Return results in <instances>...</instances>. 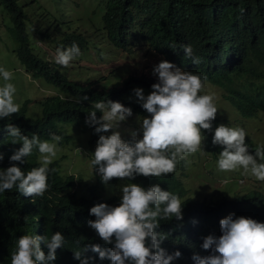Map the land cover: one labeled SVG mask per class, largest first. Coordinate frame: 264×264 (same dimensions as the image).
Segmentation results:
<instances>
[{"label": "clouds", "instance_id": "clouds-1", "mask_svg": "<svg viewBox=\"0 0 264 264\" xmlns=\"http://www.w3.org/2000/svg\"><path fill=\"white\" fill-rule=\"evenodd\" d=\"M21 10L27 17L24 3ZM26 17L22 26L30 35L33 25L27 29ZM145 17L143 14L137 20L139 26L130 36L135 47L144 50V54L154 52L150 41H156V49L169 47L174 26L165 20ZM253 19L247 8L244 12L238 7L224 8L225 29L206 40V46L227 60L244 56V49L261 35L260 31L249 41L242 39L248 21ZM205 21L195 18L187 28L203 26ZM98 30L108 37L107 31ZM73 33L85 38L86 48L82 50L73 43L62 49L56 43L50 60L55 61L54 68L59 73L85 83L90 89L76 99L81 103L78 115L87 119L88 127L82 133L75 132L82 134L75 149L91 166V176L84 178L76 173L73 163L70 164L71 157L66 165H61L63 156L56 154L63 136L53 135L42 141L38 135L30 134L29 138L3 119L18 113L23 105L27 110L40 111L46 98L64 95L58 86L19 67L31 79L42 78L43 85L49 84L56 90L37 98L29 94L32 90L14 85L12 72L0 67L5 81L0 86V132H8L12 138V142L6 139L0 145V193L31 202L19 209L29 208L34 214L38 207L36 199L50 188L62 186L60 182L70 181L69 175L73 174L67 195L73 199L58 206L57 218L65 209L81 227L76 228L70 219H64L61 228H36L34 235L29 232L19 238L16 248L11 238L4 245L7 264H50L62 252L81 264H91L94 259L95 264H264V216L248 213L250 201L264 203V140H255L245 122L259 112L264 113V109L256 110L250 118H241L245 128H239L237 118L241 111L226 97L246 87L259 91L264 79L250 71L234 77L231 83L216 84L202 71L187 68L176 59L154 52L161 58L155 66L146 58L142 60L136 51L121 48L127 55L138 56L132 63L139 70L102 83L96 78L81 80L69 71L78 58L87 56L88 43L82 31ZM229 42L238 54L234 59L227 57ZM114 51L111 48L107 54ZM183 52L193 64L201 62L191 45L183 46ZM15 87L20 91L15 93ZM114 87L119 89L110 90ZM14 94L20 96L16 101ZM212 94L226 100L230 117L217 114V109L222 111L223 107L214 102ZM208 137H213V144L221 145L223 151L209 153ZM34 149L38 151L28 159ZM199 156H208L203 161L204 171L197 169L195 158ZM27 167L30 171L25 173ZM189 178L196 181L194 186L188 185ZM229 183L234 186L226 187ZM196 188L199 190L193 193ZM211 200L219 203L213 206ZM174 227L176 233L183 235L181 241L194 240V249L171 236ZM66 230L77 232L82 241L73 235L68 238ZM65 242L82 244L84 250H74L73 254L67 245L62 247ZM42 243L48 248L47 254Z\"/></svg>", "mask_w": 264, "mask_h": 264}, {"label": "trees", "instance_id": "trees-1", "mask_svg": "<svg viewBox=\"0 0 264 264\" xmlns=\"http://www.w3.org/2000/svg\"><path fill=\"white\" fill-rule=\"evenodd\" d=\"M104 2L101 24L100 26L97 25L95 29L99 35L100 31L98 29H101L103 33L107 31V35L115 47L135 52L134 47L136 44H133L130 36L134 35V28L139 26L137 20L144 14L147 19L165 20L168 24L174 26V38L169 47L156 49V41L148 43L151 48H155L153 51L157 54L176 59L187 68L202 71L209 80L216 84L231 83L234 77L244 75L250 71H254L258 78L262 77L264 79V0H105ZM0 4L10 15L11 24L8 25V32L15 41L11 50L15 53L19 65L23 67L25 72L30 71L36 77H42L45 81L55 83L64 94L63 96L56 95L46 98L41 102L40 111L27 110L23 105L18 113L3 119L9 124L19 127L22 134L29 138H31L30 134L38 135L42 141L51 139L53 135L63 136L62 140L58 142L59 146H63L70 141H73L76 146L80 143L82 134L78 136L75 132L82 133L88 127L87 119L78 115L81 103L77 102L76 99L84 97L90 89L85 83L76 82L69 79L65 74L59 73L58 69L54 68L57 67L55 61L48 59L47 52L35 42L37 38L45 41L56 40L58 46H63L62 49H67L75 43L80 49L84 50L86 48L85 38L79 33L59 31L56 28V18L51 19L50 16H45L50 14L47 10L48 14L44 11H42V15L39 13L32 26L33 31L39 35L37 38L30 37L31 34L26 33L22 26L26 16L21 10L22 4H19V0H0ZM229 6L238 7L243 12L247 8L254 16L253 21H248L242 39L249 41L255 33L261 31L259 39L253 41L248 48L244 49V56L237 59H234L238 54L233 51L232 43L227 44V57L234 60L225 59L222 54L209 50L205 44V41L212 38L213 34L225 29L222 10ZM195 18H204L206 21L203 26L187 28V25ZM185 45H191L197 54L196 56L201 58L198 65L193 64L191 59L186 58L183 52V46ZM0 67L3 66L0 64ZM3 84L0 83V86H3ZM219 87L227 89L226 86L219 85ZM118 89L114 87L110 90L117 91ZM62 97L63 99H61ZM226 97L241 111L237 121L241 118H250L256 114V110L264 109V84L259 91L254 92L246 87L238 93L230 92ZM70 130H72V133ZM6 139L12 142L8 132L4 135V131L1 130L0 145ZM212 141L213 137L206 138V150L213 155L222 152V146L214 145ZM37 151L34 149L28 159H31L33 153ZM249 151L251 150L249 149ZM23 171L27 173L30 169L27 167ZM73 178V174H70V181L60 182L62 186H54L43 197L37 198L36 204L38 207L37 212L34 214L29 208L19 209L31 202L17 198L14 194L0 193V264H7L4 257V245L11 238L16 248L19 238L29 232L34 235L33 229L36 228L45 227L48 230L61 228L64 219H70L76 225V228L81 227L74 216L65 209L57 218L58 206L73 199L67 196ZM64 188H66V191H64ZM211 201L213 206L219 203ZM73 204L78 207L76 201H73ZM248 213L249 216H264V203L250 201L248 203ZM26 217L27 220H25ZM64 233L68 238L73 235L82 241L75 231L66 230ZM171 236L185 246L195 248L193 245L194 240H186L191 245L180 240L183 235L180 232L176 233L175 227ZM66 245L73 254L74 250H84V245L79 243L65 242L62 247ZM41 247L47 254V246L42 243ZM95 263L97 261L94 259L91 264ZM50 264H81V261L67 252H62L58 260L56 259Z\"/></svg>", "mask_w": 264, "mask_h": 264}, {"label": "rangeland", "instance_id": "rangeland-1", "mask_svg": "<svg viewBox=\"0 0 264 264\" xmlns=\"http://www.w3.org/2000/svg\"><path fill=\"white\" fill-rule=\"evenodd\" d=\"M104 1L105 0H19V3H24V11L27 13V17L25 19L27 29H30V25H33L39 13H41V15L43 14L41 11H44L46 14H48V11L50 14L45 16H50L49 18L51 19L57 18L59 20H70L66 23L56 21V28L59 29V31H82L87 39L88 54L87 56L83 57V59L78 58L77 62L71 66V70L69 72L71 76L80 78L81 80L96 78L102 83L105 80H115L116 76L120 77L121 79L129 72L134 70L137 71L140 68L139 66L132 63L133 60L138 59V56L127 55L125 50L113 46L111 40L108 37H105L104 34H95L97 30L92 25L101 22V13L104 10ZM10 24V15L8 11L0 4V64L3 66V68L12 72V77H15L16 79L14 85L19 84L27 88L28 91L32 90L29 94L37 98L41 97L45 93L56 92L55 88H53L51 85H43L44 81L42 78L31 79L23 72L22 69H19L21 65H19V61L15 53L11 50L15 44V41H13V38H11L8 32V25ZM64 24L72 26V28H67ZM76 25H79L77 27L78 29L76 28ZM30 37L37 38V34L31 30ZM35 43L40 45L45 50V52H47L48 59L52 58L56 40L43 41L37 38ZM111 48L115 51L113 53L107 54ZM135 51L142 60L146 58L155 66L161 62L159 55L152 51L144 54V50H140L139 47H135ZM0 83H5L2 76H0ZM39 85H43L41 86V90L38 89ZM18 91H20V89L16 88L15 93ZM212 96L214 97V102L223 107L222 111L217 109V114L223 118L230 117L231 109L228 106L226 100L219 94H212ZM19 97L20 96L14 94V101H16ZM245 122L249 131L253 133L255 140H264V113L259 112L256 114L253 120L249 119L245 120ZM245 122L239 120L240 124L238 127L245 128ZM74 149L75 144L73 141H70L68 144L63 146H59L57 144L56 155L63 156L61 159V165H66L69 158L71 157L70 164L73 163L72 168L76 173L84 178L91 176L92 169L86 158L80 156V152ZM205 158H208V156H199L195 158L197 169L200 171H204L206 169V167L203 166V161ZM210 159L213 160V158ZM209 167L210 165L208 166V169ZM199 178L202 179V177ZM187 183L189 186H194L196 181L192 178H189L187 179ZM233 186V183H229V185L226 187ZM195 190H199V188L193 189L192 192L195 193Z\"/></svg>", "mask_w": 264, "mask_h": 264}]
</instances>
